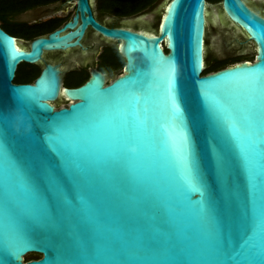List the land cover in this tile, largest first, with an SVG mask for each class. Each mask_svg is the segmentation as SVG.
Wrapping results in <instances>:
<instances>
[{
	"label": "water",
	"instance_id": "water-1",
	"mask_svg": "<svg viewBox=\"0 0 264 264\" xmlns=\"http://www.w3.org/2000/svg\"><path fill=\"white\" fill-rule=\"evenodd\" d=\"M218 6L256 57L206 75V0H167L160 36L83 15L123 41L108 85L63 87L50 65L14 84L82 32L28 52L0 29V264H264V18Z\"/></svg>",
	"mask_w": 264,
	"mask_h": 264
},
{
	"label": "flooded vegetation",
	"instance_id": "flooded-vegetation-1",
	"mask_svg": "<svg viewBox=\"0 0 264 264\" xmlns=\"http://www.w3.org/2000/svg\"><path fill=\"white\" fill-rule=\"evenodd\" d=\"M167 0H87L88 12L79 10V0H0V29L15 39L18 48L31 51L34 41L82 32L70 42L78 44L66 49L46 50L34 63L18 65L14 84H34L47 66L58 67L62 85L77 88L84 85L97 71L106 77V85L124 73L126 59L121 52L122 40L103 35L92 24L84 26V17L106 29H124L146 36H160L162 10ZM207 2L205 27V62L207 56L228 66L251 61L255 44L245 32L224 15L216 2ZM255 13L264 18V0H243ZM74 26H71L74 24ZM161 45L168 53L166 41ZM215 48V50L213 49ZM256 48V46H255ZM225 67V68H226ZM79 85V86H77ZM70 102L59 97L52 105L55 110ZM37 259L41 255H34ZM34 259V260H37Z\"/></svg>",
	"mask_w": 264,
	"mask_h": 264
},
{
	"label": "trees",
	"instance_id": "trees-1",
	"mask_svg": "<svg viewBox=\"0 0 264 264\" xmlns=\"http://www.w3.org/2000/svg\"><path fill=\"white\" fill-rule=\"evenodd\" d=\"M207 1L213 3V2H216L219 0H207ZM227 65H228V63H226V62H219L216 59L209 58L207 56L206 70H205L204 75L216 72L218 70H221V69L225 68ZM77 86H79V85H77ZM34 259H37V258L35 256L30 255V256L26 257L25 261H31Z\"/></svg>",
	"mask_w": 264,
	"mask_h": 264
},
{
	"label": "rangeland",
	"instance_id": "rangeland-1",
	"mask_svg": "<svg viewBox=\"0 0 264 264\" xmlns=\"http://www.w3.org/2000/svg\"><path fill=\"white\" fill-rule=\"evenodd\" d=\"M218 5H221L220 3L218 4ZM163 14V13H162ZM251 47H252V49H253V53L249 56V58H251V59H255V57H256V48H255V46L254 45H251ZM116 78V76L113 78V79H115ZM28 256H30V255H28ZM27 256V257H28ZM32 256H34V255H32Z\"/></svg>",
	"mask_w": 264,
	"mask_h": 264
},
{
	"label": "snow or ice",
	"instance_id": "snow-or-ice-1",
	"mask_svg": "<svg viewBox=\"0 0 264 264\" xmlns=\"http://www.w3.org/2000/svg\"><path fill=\"white\" fill-rule=\"evenodd\" d=\"M169 83H171V78H170V80H169Z\"/></svg>",
	"mask_w": 264,
	"mask_h": 264
}]
</instances>
